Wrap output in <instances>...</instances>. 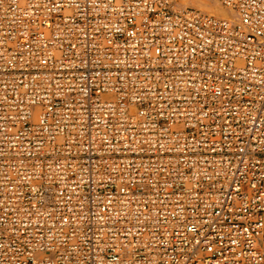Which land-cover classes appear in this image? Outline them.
I'll return each mask as SVG.
<instances>
[{"label":"built area","instance_id":"built-area-1","mask_svg":"<svg viewBox=\"0 0 264 264\" xmlns=\"http://www.w3.org/2000/svg\"><path fill=\"white\" fill-rule=\"evenodd\" d=\"M0 0V264H264V0Z\"/></svg>","mask_w":264,"mask_h":264},{"label":"bare ground","instance_id":"bare-ground-1","mask_svg":"<svg viewBox=\"0 0 264 264\" xmlns=\"http://www.w3.org/2000/svg\"><path fill=\"white\" fill-rule=\"evenodd\" d=\"M215 1V2H214ZM175 0L177 7L193 6L203 12L233 21L234 13L223 7L217 0Z\"/></svg>","mask_w":264,"mask_h":264},{"label":"rangeland","instance_id":"rangeland-1","mask_svg":"<svg viewBox=\"0 0 264 264\" xmlns=\"http://www.w3.org/2000/svg\"><path fill=\"white\" fill-rule=\"evenodd\" d=\"M212 1H214V0H212ZM215 2V1H214Z\"/></svg>","mask_w":264,"mask_h":264}]
</instances>
